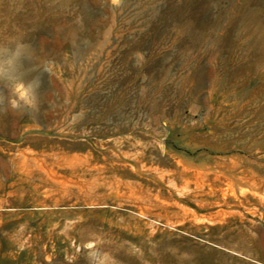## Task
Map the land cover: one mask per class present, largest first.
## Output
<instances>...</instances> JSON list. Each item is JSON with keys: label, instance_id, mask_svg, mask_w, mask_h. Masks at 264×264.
I'll use <instances>...</instances> for the list:
<instances>
[{"label": "rangeland", "instance_id": "rangeland-1", "mask_svg": "<svg viewBox=\"0 0 264 264\" xmlns=\"http://www.w3.org/2000/svg\"><path fill=\"white\" fill-rule=\"evenodd\" d=\"M41 1L0 0V42L46 15ZM81 1L41 38L56 53L43 77L58 84L41 120L14 124L3 108L0 264H87L92 234L117 264H264V121L251 105L235 111L264 73L247 75L215 33L194 45L200 59L190 39L172 40L189 20L218 30L234 0ZM77 25L84 52L65 38ZM88 112L97 118L78 127ZM19 148L65 160L53 180L16 167ZM88 163L103 172L73 173Z\"/></svg>", "mask_w": 264, "mask_h": 264}, {"label": "bare ground", "instance_id": "bare-ground-1", "mask_svg": "<svg viewBox=\"0 0 264 264\" xmlns=\"http://www.w3.org/2000/svg\"><path fill=\"white\" fill-rule=\"evenodd\" d=\"M54 1L55 0H42L40 2L41 5L45 7L44 13L46 15H40L38 19L31 22V27H19L20 29H16L17 26L14 28V24L11 25L12 29H10V32L13 36L12 40H24L30 43L35 49L38 61H43V58L53 57V55L56 54L44 46L45 44L41 42V38L53 37L54 25L57 21H60V17L57 14L63 10L75 11V8H77L79 12L84 11L83 2L81 0H61L58 3ZM30 7L31 9H37L35 4L30 5ZM227 7L228 8L225 10L224 22L218 30H213V32H199L195 30L193 26L196 22L194 20H189L178 24L175 28L176 30L174 31L172 40L176 41L184 37L190 39L191 45L186 47V52H190L193 58L200 59L202 55L201 50L194 51V45L203 39L211 37L212 33H215L216 42L220 47L219 50L225 52L229 60L238 65L241 70H245L247 75L264 73V0H234V2L228 4ZM221 17L219 15V17L216 18L218 20ZM216 23L217 22H215V24ZM86 32L83 25L73 26L71 30L67 31L65 38L70 40V43L75 46L78 42H81L83 44L81 46L82 51L84 52L89 47L88 43L84 44L86 42L85 38L87 39ZM175 44L176 43H174V45ZM188 76H190V73ZM203 86L205 85L200 82L198 87L204 89L205 87ZM56 91H58V84L42 76L40 106L38 111L29 112L32 118L41 120V116L46 111L48 99ZM250 105L253 106V113L264 121V87H260L258 90L251 92L249 98L244 103L238 104L235 111L240 112ZM210 109L212 112L215 111L214 108L210 107ZM23 115L24 113L14 112V124H18ZM91 115L93 114L88 112L85 116H82L77 123L78 127L86 126L90 121L93 122L92 119L95 120V118H97H92ZM45 117L44 119L48 124L51 121V116L45 114ZM6 121L7 116L4 113L3 107H0V124L3 125ZM60 146H62V144ZM61 155L60 151H55L50 154H39L31 150H21V148H19L12 157L11 162L20 169L46 174L54 180V167H62L63 161L65 160ZM49 165H51L50 168ZM103 170V166L88 163L80 169L73 168L72 171L74 174H78L80 179H85L88 176L100 175Z\"/></svg>", "mask_w": 264, "mask_h": 264}, {"label": "clouds", "instance_id": "clouds-1", "mask_svg": "<svg viewBox=\"0 0 264 264\" xmlns=\"http://www.w3.org/2000/svg\"><path fill=\"white\" fill-rule=\"evenodd\" d=\"M44 73L51 75L50 62L38 61L30 43L17 39L0 42V107L20 113L38 111ZM81 252L87 264H117L97 234L82 243Z\"/></svg>", "mask_w": 264, "mask_h": 264}]
</instances>
